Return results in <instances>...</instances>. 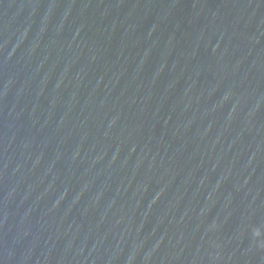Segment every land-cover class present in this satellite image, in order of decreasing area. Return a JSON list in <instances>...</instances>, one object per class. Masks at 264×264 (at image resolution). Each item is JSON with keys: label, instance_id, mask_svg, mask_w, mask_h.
Returning <instances> with one entry per match:
<instances>
[{"label": "water", "instance_id": "95a60500", "mask_svg": "<svg viewBox=\"0 0 264 264\" xmlns=\"http://www.w3.org/2000/svg\"><path fill=\"white\" fill-rule=\"evenodd\" d=\"M0 264H264V0H0Z\"/></svg>", "mask_w": 264, "mask_h": 264}]
</instances>
